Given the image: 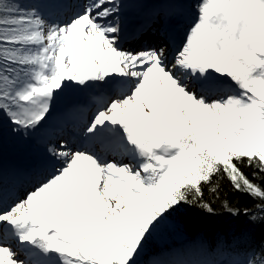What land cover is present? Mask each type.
<instances>
[{"label":"snow or ice","instance_id":"snow-or-ice-1","mask_svg":"<svg viewBox=\"0 0 264 264\" xmlns=\"http://www.w3.org/2000/svg\"><path fill=\"white\" fill-rule=\"evenodd\" d=\"M136 6L145 21L125 0H0V151L38 147L0 165V264H145L176 228L147 264H264V0ZM218 202L215 241L192 235Z\"/></svg>","mask_w":264,"mask_h":264},{"label":"trees","instance_id":"trees-1","mask_svg":"<svg viewBox=\"0 0 264 264\" xmlns=\"http://www.w3.org/2000/svg\"><path fill=\"white\" fill-rule=\"evenodd\" d=\"M243 171L246 174L251 173V170L248 168H244ZM224 190L228 192L227 199L232 203V205L236 208L243 209L244 207L251 208L252 201L246 197V196H240L231 194L228 182H224ZM213 207L216 208L218 215L217 216H209L205 213H201L198 210L191 214L186 221H184V224L187 226L188 231L192 235L200 234L208 241L214 242L215 237L217 236V233L223 230V225H225L229 220L230 217L228 216V213L223 210L222 202L214 203ZM244 219V218H241ZM251 231V237L253 241L259 242L261 240H264V227L257 226ZM184 232L181 231L179 228L170 230L168 233H166L163 237L157 238L154 240L148 248V251L146 254L150 255L154 253L156 250L161 248V245H165L167 242V239L173 236H179L183 235ZM185 235V234H184ZM187 242V241H186Z\"/></svg>","mask_w":264,"mask_h":264},{"label":"rangeland","instance_id":"rangeland-1","mask_svg":"<svg viewBox=\"0 0 264 264\" xmlns=\"http://www.w3.org/2000/svg\"><path fill=\"white\" fill-rule=\"evenodd\" d=\"M7 145H8V147L6 148V151H10V152H12V151L15 149V147H14L13 145H9V144H7ZM10 149H12V150H10ZM181 239H182V238H181ZM181 239H178L177 241L180 242Z\"/></svg>","mask_w":264,"mask_h":264},{"label":"bare ground","instance_id":"bare-ground-1","mask_svg":"<svg viewBox=\"0 0 264 264\" xmlns=\"http://www.w3.org/2000/svg\"><path fill=\"white\" fill-rule=\"evenodd\" d=\"M132 51V50H131ZM17 258H21V257H17Z\"/></svg>","mask_w":264,"mask_h":264}]
</instances>
